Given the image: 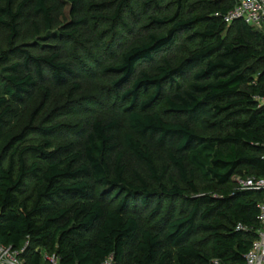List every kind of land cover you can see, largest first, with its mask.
<instances>
[{"label":"trees","instance_id":"trees-1","mask_svg":"<svg viewBox=\"0 0 264 264\" xmlns=\"http://www.w3.org/2000/svg\"><path fill=\"white\" fill-rule=\"evenodd\" d=\"M72 2L76 10L80 1ZM159 2L149 0L150 5ZM31 4L50 31L55 6L49 0H0V25L9 30V51L0 55L5 73L0 83V243L21 250L30 240L21 254L25 264H47L44 252H57L63 264H103L110 255L113 264H212L215 258L221 264H245L258 236L264 191L240 189L236 179L264 176V104L258 99L264 96V32L244 20L228 24L216 15L226 14L235 0H178L173 16L151 17L157 24H173L167 34L151 35L126 51L119 64L105 68L116 76V88L131 82L123 93L131 98L124 108L125 142L161 185L158 191L146 179L129 181L123 153L113 157L118 118L87 122L79 136L59 146L51 136L61 124L33 127L44 137L33 145H25L26 131L6 134L14 103L37 89L50 96L47 82L62 85L80 74L74 64L61 61L60 52L38 55L15 44ZM129 5L130 0L118 2L114 17L120 18ZM84 22L85 17L77 21ZM182 30H192L188 39L193 46L185 59L174 66L163 57L154 71L137 74L140 63H155ZM14 54L20 60L11 62ZM192 72L183 87L179 78ZM166 84L167 111L183 119L168 120L153 109ZM141 90L152 93L139 104ZM199 128L218 135L203 136ZM143 140L170 149L184 186L175 180L172 187L162 183L167 168L160 173ZM198 180L207 184L206 190L199 189ZM162 198L170 208L180 201L182 214L164 216L163 230L146 226L140 211L159 200L150 212L159 216ZM66 200L71 204H63ZM239 223L250 230L238 229ZM201 233L208 234L209 251L196 239Z\"/></svg>","mask_w":264,"mask_h":264},{"label":"rangeland","instance_id":"rangeland-1","mask_svg":"<svg viewBox=\"0 0 264 264\" xmlns=\"http://www.w3.org/2000/svg\"><path fill=\"white\" fill-rule=\"evenodd\" d=\"M21 1L23 0H16V3ZM79 1L76 10H74L72 0H49V4L55 6V24L50 31L45 28L43 18L33 14V4L27 8L28 11L20 20V36L16 39V45L25 47L38 55L60 52L61 61L74 64L80 74L71 76L62 85L47 82L50 96H46L44 90L37 89L24 102L14 103L13 112L8 118L6 134L17 135L26 131L25 145H33L40 143L44 138L33 130V127L61 124L60 130L51 136L53 145L59 146L69 143L79 136L87 122L118 118L121 124L117 131L119 144L113 157L119 152L123 153L129 181L138 184V178H143L153 189L161 191V185L150 178L145 165L130 152L125 142V134L129 131V125L124 108L129 104L131 98L123 97V93L131 86V82L122 86L121 89L116 88L112 83L116 76L106 73L105 68L119 64L126 51L147 41L151 35L167 34L173 24H157L151 21V17L173 16L178 9V0H160L158 6L150 5L149 0H130V5L122 8L120 18H115L114 13L121 0ZM1 3L3 4V2ZM82 17H85V22L77 23ZM72 31L75 33L72 34ZM190 34H192V30L178 31L173 44L156 55L155 63L142 62L138 65L137 74L143 69L149 72L154 71L153 67L160 63L163 57L169 59L174 66L178 65L188 56L187 50L193 46L191 40L188 39ZM8 36V28L0 25V55L9 51ZM18 60H20L18 54L11 55V62ZM3 67L4 65L0 64V83L5 75ZM192 75L193 72L179 78L183 87L188 86ZM77 84L80 88H75ZM169 92V86L166 84L164 94L153 109L165 119H183V116L167 111L164 95ZM149 93L152 91H140L139 104ZM198 133L203 136L218 135L216 131L201 128L198 129ZM143 144L149 146L160 173L163 167L167 168L162 183L167 187H172V181L175 180L184 186L178 169L169 158L170 149L158 147L149 140H143ZM27 159L29 162L34 161L31 155ZM32 183L33 178L29 177L27 185L30 189ZM197 183L201 191L206 190V183L199 180ZM158 201L155 200L150 207L140 211V215H142L146 226L155 225L163 230L166 226L164 216L166 217L168 214L173 217L178 216L182 214L183 208L180 201L173 202L170 208L167 205V199L162 198L160 199L162 202L160 215L151 217L150 212L157 206ZM63 204L70 205L71 201L66 200ZM113 206H116V203H113ZM169 219H166V222ZM196 239L201 242L202 248L210 250L211 243L207 233L199 234ZM20 257L24 259L25 255Z\"/></svg>","mask_w":264,"mask_h":264},{"label":"built area","instance_id":"built-area-1","mask_svg":"<svg viewBox=\"0 0 264 264\" xmlns=\"http://www.w3.org/2000/svg\"><path fill=\"white\" fill-rule=\"evenodd\" d=\"M230 24L235 20H244L246 23L260 29L264 32V0H235L234 6L224 15L216 14ZM261 104H264V96L258 98ZM238 188L254 189L264 191V176H248L238 177L236 179ZM260 228L257 231V238L252 244V247L247 252L245 264H264V199L259 205ZM238 229L250 230V228L242 223H239ZM30 240H27L25 246L19 250L13 246L3 245L0 243V264H25L24 259L20 256L28 247ZM43 259L47 264H63L61 255L57 252H44ZM114 257L110 255L103 264H113ZM212 264H221L219 259H213Z\"/></svg>","mask_w":264,"mask_h":264}]
</instances>
